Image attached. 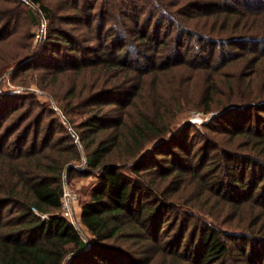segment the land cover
<instances>
[{"label": "trees", "instance_id": "16d2710c", "mask_svg": "<svg viewBox=\"0 0 264 264\" xmlns=\"http://www.w3.org/2000/svg\"><path fill=\"white\" fill-rule=\"evenodd\" d=\"M34 7L48 30L29 59ZM88 10L106 15L79 20L94 46L42 0H0V264H264V0ZM25 18L13 48L1 32ZM32 66L55 106L2 90L5 72ZM19 100L31 105L17 120ZM188 109L219 114L175 133ZM75 177L93 179L78 201L88 248L61 215Z\"/></svg>", "mask_w": 264, "mask_h": 264}, {"label": "rangeland", "instance_id": "374dc122", "mask_svg": "<svg viewBox=\"0 0 264 264\" xmlns=\"http://www.w3.org/2000/svg\"><path fill=\"white\" fill-rule=\"evenodd\" d=\"M65 1L68 2V5L65 6L64 3ZM94 1L97 4H99L100 0H42V2L44 4H46V6L48 7V9L54 14L55 17L60 18V20H62L63 22L65 21H70L71 23H66V25H59L58 24V20H57V24L56 27H62V28H70L73 27L74 30L72 31L73 34H75V36L80 37L82 39V44L84 45H89V46H94L93 43H91L90 41H87V38H90L89 35L86 34H82L80 35L79 33H85L87 27H85L84 25H82L81 23H79V20H82L81 18H83L84 20L87 19L88 20V15H90V17L92 19H90L91 21H93L95 26L98 22L101 21V18L103 19V17L106 15L100 14L99 12H94V11H89L88 7L90 6V3ZM75 4H77V6H79V10L78 9H74ZM34 9H36L35 11L33 10V16L32 19L35 22V24L30 26V32L31 34H33V51L29 54V59L30 58H35V56H37L40 52H39V46H42V44L45 42V35L47 34V30H48V23L46 22V20L44 18H42L41 14L37 11V8L34 7ZM76 12V13H75ZM100 15L102 17H100ZM110 17V16H107ZM28 20L22 19L20 21H18L17 23H12V25L10 26V28L5 32H1V34L6 35L8 32H14L16 33V36L13 37V41L12 43H10L11 45H13V48H21L22 45H24V43H26V39H27V34H24L23 31L24 29H26V23ZM3 21H0V24H2ZM53 25H55V23H53ZM80 29V31L78 32V30ZM162 30H165V27H163ZM18 32V33H17ZM2 35V36H3ZM77 46H82L81 43H79L78 41H75ZM43 52V51H42ZM44 56L45 57L43 59H41L40 62L45 63L47 66L50 67V65L52 64L50 59H48V55L46 52ZM61 55H68L67 51H60L59 53H54V56L57 58L55 63H58L59 60L61 59ZM41 57V55H39ZM68 58H65L66 63L68 64ZM18 64V63H17ZM17 64L13 67L16 68ZM19 65V64H18ZM29 65H27L28 67ZM34 68L31 69H21V70H16L13 71L11 70L9 74H12V76H17L14 81L9 80V74L8 73H4L3 74V79L1 82V87L3 91H7L9 93H11L13 95V93H16V95L18 96H27L29 93L31 92H35L38 94H41L43 96L39 97V101L40 104L47 103L48 108L55 106L54 101L48 97L46 95V91L45 90H40L37 89L31 82V78H34L35 76H38V74H40L39 72H42L40 69L41 67L38 66H32ZM25 68V67H23ZM46 97H44V95ZM32 102H37V101H32ZM30 101L27 100H19L17 101V110L11 113V116H13L14 118H16L17 120L20 118H24L23 116H21L24 111L26 110ZM34 107L33 110V115L36 114V112H38L39 107L36 106L35 104H32ZM190 109H188V111L185 113V115L180 119V121H178L176 128H174L175 133L178 132L183 126H185V124H193L194 126H196V128H201V126L203 124L208 123L209 121L211 122L213 118H215L218 114L219 111H210L209 113H202L201 111H197L194 109V111H191ZM251 115V114H250ZM250 115H246L247 118L249 119ZM21 116V117H20ZM248 119L246 121H243L242 118H236V117H231L228 120H230V122L232 124H234L235 126L238 123H242L244 125L248 124ZM255 120V119H253ZM26 121H24L23 123H21L20 128L23 127L24 123ZM234 126V127H235ZM218 138H221V135H217ZM93 181L92 177L89 178H81V177H75L72 179V183H69V185H67V187L69 188L70 191L74 192L77 196V208L75 207L76 210V217L78 218V212H79V207H78V201L80 202L81 199H85L87 198L86 194V188L88 186V184ZM82 232L84 233V235L87 238V241L90 242L91 237L88 234L87 231L82 229ZM163 236V235H162Z\"/></svg>", "mask_w": 264, "mask_h": 264}, {"label": "built area", "instance_id": "2783aa9c", "mask_svg": "<svg viewBox=\"0 0 264 264\" xmlns=\"http://www.w3.org/2000/svg\"><path fill=\"white\" fill-rule=\"evenodd\" d=\"M74 206L77 208V196L74 192L70 191L66 183H64L61 197V215L74 226V228L79 232L81 239L84 241L85 246L87 245V247H89V242L82 232L83 227L76 217V210ZM32 209L36 212L34 208Z\"/></svg>", "mask_w": 264, "mask_h": 264}, {"label": "water", "instance_id": "95a60500", "mask_svg": "<svg viewBox=\"0 0 264 264\" xmlns=\"http://www.w3.org/2000/svg\"><path fill=\"white\" fill-rule=\"evenodd\" d=\"M89 245V244H88ZM85 248H88L87 245L85 246Z\"/></svg>", "mask_w": 264, "mask_h": 264}]
</instances>
